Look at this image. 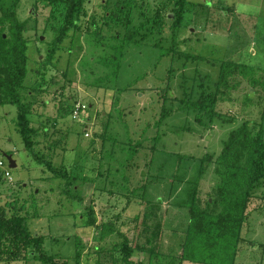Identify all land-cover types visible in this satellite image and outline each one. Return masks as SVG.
Instances as JSON below:
<instances>
[{"label": "rangeland", "instance_id": "obj_1", "mask_svg": "<svg viewBox=\"0 0 264 264\" xmlns=\"http://www.w3.org/2000/svg\"><path fill=\"white\" fill-rule=\"evenodd\" d=\"M0 1L7 9L15 5L20 20L27 22L28 75L24 85L42 80L38 73L40 69L46 72L44 88L47 91L39 97L30 116L36 125L44 123L54 128L58 134L55 137L62 140L64 135L67 137L63 141L67 150L56 155V163L64 162L71 167L78 161L85 165L86 174L96 176L92 165L99 164L103 140L101 137L93 145V133L98 131L97 138L104 133L106 129H101L104 120L100 113L105 116L109 110L118 122L121 121L118 117L126 113L128 129L121 136L123 140L130 137L134 145L142 144L139 150L156 151L149 171L145 173L142 169L141 178L137 173L132 174L131 186L135 181L146 183L149 180L143 195L135 193L139 196L127 197L130 182L125 185L123 181H120V186L108 187V190L115 191L120 187L121 193L98 190L95 180L77 184L83 197V202H79L60 194L57 186H52L60 180H52L51 172L25 150L23 136L15 122V104L0 105V159L5 161L0 171L6 167L11 171L9 182L14 195L24 198L31 193L39 194L38 203L44 205L39 216L27 218L30 232L44 236V249L55 256L56 264H64L66 260L69 264H76L78 239L82 240L80 264L115 262L118 252L113 249L114 243L121 239L114 234L108 237L107 242L101 239L100 228L88 224L87 206H90L96 211L98 223L117 221L121 231L137 246L133 260L149 264L151 248L159 252V257L154 256L153 264L163 263L169 260L167 256L179 254L183 235L180 230L186 228L188 215L183 209L173 207L174 201L186 200L189 188L199 177L204 157L211 155L215 160L231 130L245 120L259 119L261 106L255 101V93H249L255 96V102H251L245 98L248 92L240 88L231 93V99L218 103L220 117L212 126L206 127L195 122L192 110L179 109L162 117L163 104L173 105L165 100V95L183 98L185 89L182 83L186 79L191 89L197 71L208 76L209 87L213 88L218 80L220 63L224 60L233 59L264 68V0H186L177 5L185 10L189 2L206 3L209 8L204 27L195 22L196 17L187 21L190 18L187 14L180 19L183 26L176 27L174 18L178 20L180 16H177L178 9L174 13L172 8L177 0H142L146 2L143 10L148 17H154L157 10L164 7L161 19L164 26L153 32L144 28L138 35L143 36V41L129 43L124 53L120 49L123 28H119V38H115L117 34L113 24L105 27L100 24L104 37L99 40L88 32L93 29L92 18L96 17L100 23L104 11L102 4L106 0H85L81 20L75 28L70 27L62 47L56 52L54 64L47 68L42 65V60L63 26L62 9L47 5L45 0ZM109 1L113 3L115 0ZM229 7L232 10L222 9ZM168 11L173 14H169L171 19L167 18ZM180 52L201 54L207 60L187 58ZM70 68L77 74L76 82L71 78ZM63 84L65 87H61ZM78 101L89 106L88 114L81 111L79 119L73 116ZM71 102L75 106L71 113H67L64 106ZM186 126L194 131L184 129ZM105 133L109 135L108 129ZM154 135L158 137L153 138ZM109 145L104 150H108ZM5 153L14 157L16 167L9 166ZM88 153L92 154L91 159L85 157ZM181 156L185 158L181 160ZM125 157L119 156V159ZM216 166L213 161L201 177L197 195L202 204L214 193L213 188L219 182ZM127 175H131L130 172ZM153 178L157 180L152 181ZM262 190L264 188L259 187L257 193L264 194ZM1 191L6 199L8 188L4 185ZM143 199L156 203L143 205L139 202ZM162 200L164 203H157ZM243 237V249L236 263L264 264V208L253 213L251 224L244 228ZM252 240L256 243L251 244ZM98 245H105V250L96 251L95 246ZM1 256L0 251V264H45L38 253L18 255V259L10 263L1 261ZM177 264L201 263L183 260Z\"/></svg>", "mask_w": 264, "mask_h": 264}, {"label": "trees", "instance_id": "obj_2", "mask_svg": "<svg viewBox=\"0 0 264 264\" xmlns=\"http://www.w3.org/2000/svg\"><path fill=\"white\" fill-rule=\"evenodd\" d=\"M45 1L47 5H51L53 8H61L63 15V26L60 28L58 35L52 40L51 48L42 60V65L47 68L48 65L54 64L56 52L62 47L70 27L75 28L81 20L85 11V0ZM184 1L186 0H177L176 6L172 8L173 11L171 10L175 13L178 9L177 16L179 15L180 18L178 20L174 18L176 27L183 26V21L181 22L180 19L185 18V14L190 15L187 21L195 20L193 18L196 17L195 22L204 27V23L208 19L206 16H208L207 9L209 6L204 2H189L184 10L177 6L183 4ZM144 5H146V2L142 0L141 2L139 0H115L113 3L106 0L102 4L104 11L100 23L96 17L92 18L91 27L93 29L88 32L95 35L96 39L99 40L104 37L101 32V23L104 24V27L113 24L112 27H115L117 34L115 38L119 36L121 31H119V28H123L124 33L121 37L120 49L124 53L129 43L143 41V36L138 37V35L142 33L144 28L153 32L156 28L162 29L164 26V22L161 20L162 12L165 10L164 7L157 10L154 17H148L143 10ZM222 9L224 11L232 10L230 7ZM0 10V105L11 103L17 107L15 122L23 136L25 150L38 164L51 172V175H53L52 180H60L57 183H52V186L56 185L60 194L79 202H83V197L76 187L77 184L95 180L98 190L103 189V191L121 193L120 187L116 188L118 191L108 190V187L120 186V181H123L122 183L125 185H129L130 182L129 188L126 190L127 197L130 195L139 196L135 193L143 195L149 180L146 183L139 180L142 176L141 170L145 169V173L146 170H150L151 165L154 163L156 151L139 150L142 144L134 145L130 141L132 140L130 137L122 139L121 136L128 129L124 117L126 113L118 117L121 120L120 122L115 120L116 117H112L113 114L109 112L110 110L104 114L105 116L100 113L101 118L104 120L101 129L102 131L108 129L109 135H106L104 131L97 138L98 131L93 133L95 136L93 145L96 144V141L101 140V137L103 140L101 147L103 151L99 155V164L92 165L93 170L97 173L94 176L95 178L86 174L85 165L80 164L78 161L71 167L64 162H55L56 155L67 150L66 142L63 143L67 137L64 135V140L55 137L58 134L54 128L44 123L36 125L30 116L39 97L47 91L44 88L46 72H41L42 69H40L38 73L40 74L39 78L42 80L37 79L31 85H24L28 75L27 50L29 40L25 35L27 22L20 20L15 5L7 9L0 1ZM171 11L167 12V18L171 19L169 16L172 13ZM172 51H174L173 48ZM181 53H183V56L194 60H207L201 54ZM69 72L72 73L71 78L76 82L77 74L75 70L70 68ZM207 79V75L197 71L191 89L187 86L186 79L182 83L185 89L183 98H177V100L176 97L172 98L166 94L165 100L167 99L166 101L173 103V105L170 106L164 103L161 116H169L179 109L192 110L197 124L210 127L217 117H220L218 103L231 99V93L242 88L248 92L245 96L248 101H257V104L261 106L260 117L256 120H245L240 126L231 130L215 160L211 155L204 157L199 177L189 188L186 200L183 202L174 201L175 203H173V207L183 209L188 215L186 228L180 230L183 235L179 254L175 253L167 256L169 260H165L163 263L159 259L158 264H177L183 260L201 264H237L245 240L243 237L244 228L251 224L253 213L264 208V194L257 193L259 187L264 188V68L243 61L228 59L220 63L218 80L213 88L209 87ZM61 87H65V85L63 84ZM250 92L255 93V101V96H250ZM74 106L75 103L71 102L66 104L64 108L68 111L67 113H71ZM88 107L87 105L84 115L88 114L86 112ZM184 129L194 131L193 128L187 126ZM111 133L112 135H110ZM156 137L158 136H153V138ZM108 143L110 144L108 150H104ZM144 151H147V153H143ZM119 156L126 157L121 160ZM85 157L91 159L92 154L90 156V153H88ZM128 157L131 159H128ZM184 158L185 156L180 157L181 160ZM0 160L4 161V159ZM213 161L217 164L215 170L219 182L213 188L214 193H211L209 198L202 204L201 199L198 198L197 190L201 177ZM88 167L91 166L88 164ZM6 170L9 169L6 167L3 171H0L1 261L10 263L23 254L33 253L34 255V253H38L39 258L45 264H56L55 256L48 254L44 249V236L31 233L28 227L27 218L39 216L44 208V205L40 206L38 203L39 194L31 193L24 198L14 195L12 184L9 182L11 178L6 175ZM128 172L131 175H127ZM134 173L139 174L140 178L131 186L132 174ZM154 180H157V178H153L152 181ZM4 185L9 190L6 199L2 197L1 191ZM139 202L143 205L144 203H156L155 201L146 202L144 199ZM157 203L162 204L164 200ZM87 208L88 224L100 228L102 240L107 242L108 237L113 234L121 239L120 242L114 243L113 249L118 253H115V262L110 264H146L142 260H133L137 246L135 247L129 237L121 231L116 224L117 221L98 223L95 209L90 206H87ZM81 241V239L77 240L76 264L81 262ZM250 243L255 244L256 241L252 240ZM104 246H95V250L98 252L103 251L105 250ZM150 251L149 264H153V258L154 256L159 257V252H156L154 248H151ZM64 264H69V262L66 260Z\"/></svg>", "mask_w": 264, "mask_h": 264}, {"label": "built area", "instance_id": "obj_3", "mask_svg": "<svg viewBox=\"0 0 264 264\" xmlns=\"http://www.w3.org/2000/svg\"><path fill=\"white\" fill-rule=\"evenodd\" d=\"M87 108V105L85 103H82L80 101H78V103L76 104L75 106V109L73 110V116L77 119L80 118V114H81V111L85 110ZM86 135H88L86 133ZM0 166L3 167L4 166V161L3 160H0ZM6 175L11 178V172L9 170H6Z\"/></svg>", "mask_w": 264, "mask_h": 264}, {"label": "water", "instance_id": "obj_4", "mask_svg": "<svg viewBox=\"0 0 264 264\" xmlns=\"http://www.w3.org/2000/svg\"><path fill=\"white\" fill-rule=\"evenodd\" d=\"M170 15H173V14H170ZM4 155L7 158L10 167H16L17 166V161L14 159V157L11 154L5 153Z\"/></svg>", "mask_w": 264, "mask_h": 264}]
</instances>
